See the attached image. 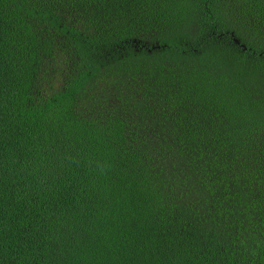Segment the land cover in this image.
I'll return each instance as SVG.
<instances>
[{"label": "trees", "instance_id": "16d2710c", "mask_svg": "<svg viewBox=\"0 0 264 264\" xmlns=\"http://www.w3.org/2000/svg\"><path fill=\"white\" fill-rule=\"evenodd\" d=\"M0 264H264V0H0Z\"/></svg>", "mask_w": 264, "mask_h": 264}]
</instances>
